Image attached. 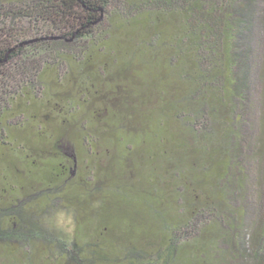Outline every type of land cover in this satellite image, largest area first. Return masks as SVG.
<instances>
[{
    "label": "trees",
    "instance_id": "16d2710c",
    "mask_svg": "<svg viewBox=\"0 0 264 264\" xmlns=\"http://www.w3.org/2000/svg\"><path fill=\"white\" fill-rule=\"evenodd\" d=\"M113 46L146 59L142 96L157 100L159 125L181 145L180 168L166 171L164 185L184 177L197 188L181 190L164 241H146L129 264H264V125L255 120L264 108V0H0V148L51 139L58 162L68 139L99 144L112 113L124 134L140 131L125 103L106 113L104 82L117 90L141 81L130 62L108 74ZM8 155L1 149L0 161ZM108 181L71 187L83 222L75 234L42 228L34 209L0 196L1 264H120L115 239L101 250L82 212L110 204Z\"/></svg>",
    "mask_w": 264,
    "mask_h": 264
},
{
    "label": "rangeland",
    "instance_id": "374dc122",
    "mask_svg": "<svg viewBox=\"0 0 264 264\" xmlns=\"http://www.w3.org/2000/svg\"><path fill=\"white\" fill-rule=\"evenodd\" d=\"M126 50L137 51L135 48L114 47L112 57L109 56L111 61L107 67L108 74L111 75V72L118 71L120 64L130 62L135 65L133 66L135 69L133 74L137 75L141 81L137 83V80L133 79V84H130V82L123 83V87H117V90H112L114 80L104 82L107 86V93L112 91L105 96V109L106 113L115 106L121 109V106L125 103L127 111L134 110L136 113L133 122L137 125L133 127H138L137 129H140V131L135 133L128 131L124 134L117 116L113 115L114 113L110 114V123L98 134L100 143L92 142V152L87 159L92 174L91 176L88 175L92 178L91 182L88 181L90 186L103 177H109L103 197L109 195L110 204L104 200V206L98 208L97 213L91 215L90 213L96 212V210H93L94 208L89 211L82 210L86 213L84 217L88 221L89 227L96 231V236L101 238L99 241L102 244L100 245L101 250H109V242L112 241L111 239H115L117 245L115 252L122 261L120 264L131 263L134 249L141 250L146 241L163 240L166 236L164 224L168 219V213L172 211L171 209L177 207L175 202L181 190H187V192L197 191L196 181L193 183L184 177H181L182 179L175 178L174 182L168 187L164 185L166 171L180 168L181 145L176 137L167 132L168 128L171 129L170 126L159 125V120H164L165 117L160 109L154 107L157 100H154L153 96L152 101L150 97L144 99L146 95L142 96L146 93L143 87H145L147 75L150 76L152 73L147 65H143L146 64V59H141L138 56L131 57V54L127 55L125 53ZM165 54L164 50L162 57H166ZM142 61L145 63L141 64ZM113 76L115 77V75ZM135 84L138 85L134 86ZM138 86L142 88V92ZM113 87L115 86L113 85ZM138 94L141 96H137ZM263 97L262 101H264ZM170 99L174 98H168V100ZM255 109V120L258 121V126L261 128L260 123L262 121L264 125V108ZM106 116L108 117V115ZM146 121H150V123ZM28 126L30 125L27 124L26 127ZM28 130L31 131L29 127ZM214 136L216 140L223 142L221 133ZM46 140L50 142L51 139ZM1 149L8 152L9 155L0 161V196H6L7 204L5 205L7 207L16 208L20 204L18 198L29 199L34 194V184L41 183L44 180L42 176H46L48 172L46 170L48 165H51L52 159L47 158L45 160L46 172H39L33 161L37 157L28 151L26 157L22 150L18 148V144L7 145L1 147ZM173 153L177 156L175 167H173L171 158ZM18 158L21 163H25L24 165L20 164V168L25 172L23 173L24 176H20L16 172ZM39 162H42V160H39ZM141 163L148 165L143 171L138 169ZM156 164L158 168L160 167L159 172H156L158 169L155 166ZM190 168V175H192L194 172L193 165H190ZM25 204L29 209L34 208V204L31 202ZM0 205H2V201H0ZM95 205L98 206L99 203ZM57 224L59 227L70 229L74 227L75 220L71 215L59 214ZM104 230L106 231L104 232ZM3 255L4 253L0 248V264L5 261ZM43 256V251L38 250L37 247L35 260L39 261Z\"/></svg>",
    "mask_w": 264,
    "mask_h": 264
},
{
    "label": "flooded vegetation",
    "instance_id": "af4514ba",
    "mask_svg": "<svg viewBox=\"0 0 264 264\" xmlns=\"http://www.w3.org/2000/svg\"><path fill=\"white\" fill-rule=\"evenodd\" d=\"M40 139L35 138L33 140H28V142L22 141V144H19V149L25 152L26 150L24 149L28 147L27 145H31V154L37 157L33 159L37 171L48 172L46 176H42L44 180L41 183L34 184V194L29 199L26 198L23 200V198H18V203L31 202L34 204L33 209L35 210L36 208L34 214L41 217L39 223L42 228L45 227L46 230L57 228L67 234H75L77 231V224L83 222H79L80 219L77 217L78 213H81L77 211L79 206H77L75 201L71 202V196H68V194L71 191V187H74L75 190L77 188L79 189V187L83 186L82 184H88V181L92 179L89 177L92 174L87 164L88 155L92 152V144L82 138L73 139V144H70V140L68 139L60 146L61 148H58L60 152L58 159L60 161L57 162L52 144L48 140L41 143L42 141L40 142ZM23 145H25V148ZM42 156H46V158L42 160V162H39V160H41L39 157ZM47 158L52 159V162H50L51 165H48L45 171V160H47ZM20 164L24 165L25 163L19 161L16 172L20 176H24L23 173L25 172L20 168ZM55 165H60V169H55ZM101 181L102 179L95 182L88 190H93L98 187L102 188ZM102 202H104V200H102ZM59 214L73 216L75 220L74 227L70 229L59 227L57 224V216ZM89 232L87 237L95 241L97 239L95 230L91 229Z\"/></svg>",
    "mask_w": 264,
    "mask_h": 264
},
{
    "label": "water",
    "instance_id": "95a60500",
    "mask_svg": "<svg viewBox=\"0 0 264 264\" xmlns=\"http://www.w3.org/2000/svg\"><path fill=\"white\" fill-rule=\"evenodd\" d=\"M32 42H34V40L26 41L25 44H29V43H32Z\"/></svg>",
    "mask_w": 264,
    "mask_h": 264
}]
</instances>
